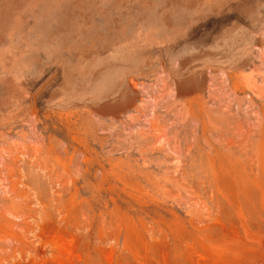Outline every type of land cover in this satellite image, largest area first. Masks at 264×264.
Here are the masks:
<instances>
[{
	"label": "rangeland",
	"instance_id": "rangeland-1",
	"mask_svg": "<svg viewBox=\"0 0 264 264\" xmlns=\"http://www.w3.org/2000/svg\"><path fill=\"white\" fill-rule=\"evenodd\" d=\"M0 264H264V0H0Z\"/></svg>",
	"mask_w": 264,
	"mask_h": 264
}]
</instances>
